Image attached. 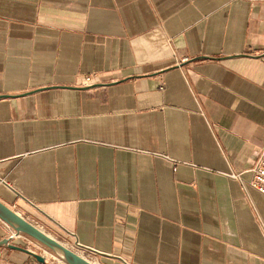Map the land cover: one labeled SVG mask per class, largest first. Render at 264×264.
Here are the masks:
<instances>
[{
    "label": "crops",
    "instance_id": "0c3cea01",
    "mask_svg": "<svg viewBox=\"0 0 264 264\" xmlns=\"http://www.w3.org/2000/svg\"><path fill=\"white\" fill-rule=\"evenodd\" d=\"M263 148L264 0H0V203L67 248L264 264Z\"/></svg>",
    "mask_w": 264,
    "mask_h": 264
},
{
    "label": "water",
    "instance_id": "95a60500",
    "mask_svg": "<svg viewBox=\"0 0 264 264\" xmlns=\"http://www.w3.org/2000/svg\"><path fill=\"white\" fill-rule=\"evenodd\" d=\"M0 221L7 225L14 233L22 234L48 249L54 255V257L63 264H91L68 249L66 246L62 245L57 240L36 228L34 225L25 221L22 217L1 203ZM3 243L7 244V240H3ZM7 247L11 250L19 251L31 256L36 262L40 264H46L44 257L30 251L27 248L15 244H7Z\"/></svg>",
    "mask_w": 264,
    "mask_h": 264
},
{
    "label": "built area",
    "instance_id": "2783aa9c",
    "mask_svg": "<svg viewBox=\"0 0 264 264\" xmlns=\"http://www.w3.org/2000/svg\"><path fill=\"white\" fill-rule=\"evenodd\" d=\"M98 82L99 80L96 74L86 75L82 77L79 86L91 87L98 84ZM172 165H173L172 171H176V166L173 164V162ZM240 175H241L240 172H230L228 173V178L231 180H240ZM251 175H252V179L249 185L251 186V188H253L258 193L264 196V148L262 150V154L258 162L251 169ZM5 226L11 231L10 238L12 240L27 241L26 236L22 234H16L7 225ZM68 249H70L80 257H82L84 260H85L84 256H89V255L94 256V252L92 250H90L89 248H85L84 246H81L77 243Z\"/></svg>",
    "mask_w": 264,
    "mask_h": 264
},
{
    "label": "rangeland",
    "instance_id": "374dc122",
    "mask_svg": "<svg viewBox=\"0 0 264 264\" xmlns=\"http://www.w3.org/2000/svg\"><path fill=\"white\" fill-rule=\"evenodd\" d=\"M16 245H18V244H16ZM18 246L27 248L30 251H32V252L44 257V259L46 260V264H63V263L59 262L48 249H46L42 245L36 243L35 241H33V240L29 239V238H27V243L26 244H19ZM84 258L89 263L100 264L98 262V259L95 256L89 255V256H84Z\"/></svg>",
    "mask_w": 264,
    "mask_h": 264
},
{
    "label": "bare ground",
    "instance_id": "6f19581e",
    "mask_svg": "<svg viewBox=\"0 0 264 264\" xmlns=\"http://www.w3.org/2000/svg\"><path fill=\"white\" fill-rule=\"evenodd\" d=\"M91 264H93V263H91Z\"/></svg>",
    "mask_w": 264,
    "mask_h": 264
}]
</instances>
